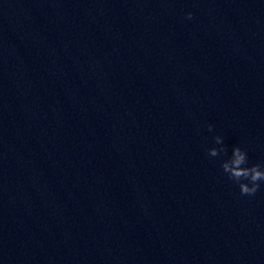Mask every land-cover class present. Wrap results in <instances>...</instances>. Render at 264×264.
Wrapping results in <instances>:
<instances>
[{
    "label": "water",
    "instance_id": "95a60500",
    "mask_svg": "<svg viewBox=\"0 0 264 264\" xmlns=\"http://www.w3.org/2000/svg\"><path fill=\"white\" fill-rule=\"evenodd\" d=\"M237 146L264 165V0H0V264H264Z\"/></svg>",
    "mask_w": 264,
    "mask_h": 264
},
{
    "label": "clouds",
    "instance_id": "9594fccd",
    "mask_svg": "<svg viewBox=\"0 0 264 264\" xmlns=\"http://www.w3.org/2000/svg\"><path fill=\"white\" fill-rule=\"evenodd\" d=\"M192 15L189 12L187 18L192 19ZM208 130L212 131V125L208 126ZM214 141L220 147L208 149V155L217 157L221 153H226L222 137L215 136ZM220 167L227 174L228 179L238 185L242 196H254L260 189L261 182H264V165L252 164L249 166L247 152L238 146L232 149L231 156L223 160Z\"/></svg>",
    "mask_w": 264,
    "mask_h": 264
}]
</instances>
